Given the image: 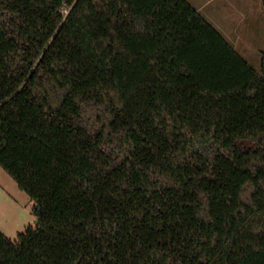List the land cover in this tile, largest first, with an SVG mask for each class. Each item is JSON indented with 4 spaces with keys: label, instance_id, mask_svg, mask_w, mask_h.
Returning a JSON list of instances; mask_svg holds the SVG:
<instances>
[{
    "label": "trees",
    "instance_id": "16d2710c",
    "mask_svg": "<svg viewBox=\"0 0 264 264\" xmlns=\"http://www.w3.org/2000/svg\"><path fill=\"white\" fill-rule=\"evenodd\" d=\"M0 168L35 219L0 264H264V50L187 0H0Z\"/></svg>",
    "mask_w": 264,
    "mask_h": 264
},
{
    "label": "rangeland",
    "instance_id": "374dc122",
    "mask_svg": "<svg viewBox=\"0 0 264 264\" xmlns=\"http://www.w3.org/2000/svg\"><path fill=\"white\" fill-rule=\"evenodd\" d=\"M187 2L197 8L202 0ZM201 14L259 71L264 50V8L260 0H215ZM32 205L27 194L0 168V231L7 238L15 241L18 234L35 225Z\"/></svg>",
    "mask_w": 264,
    "mask_h": 264
},
{
    "label": "crops",
    "instance_id": "0c3cea01",
    "mask_svg": "<svg viewBox=\"0 0 264 264\" xmlns=\"http://www.w3.org/2000/svg\"><path fill=\"white\" fill-rule=\"evenodd\" d=\"M211 1H215V0H202V2L197 6V8H194L201 14L209 5V3H211ZM261 1V0H260ZM197 4V3H196ZM262 5V3H261ZM263 7V5H262ZM264 8V7H263ZM202 15V14H201ZM204 17V15H202ZM208 16V15H206ZM210 16V15H209ZM211 18V17H210ZM243 18V17H242ZM206 19V18H205ZM208 21V19H206ZM209 22V21H208ZM210 23V22H209ZM222 32V31H221ZM220 32V33H221ZM222 34V33H221ZM223 36V35H222ZM224 37V36H223Z\"/></svg>",
    "mask_w": 264,
    "mask_h": 264
}]
</instances>
